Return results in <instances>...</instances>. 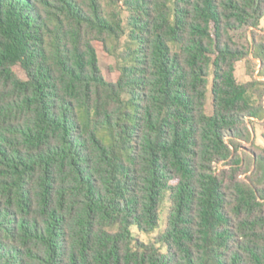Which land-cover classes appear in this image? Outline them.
<instances>
[{
  "label": "trees",
  "instance_id": "obj_1",
  "mask_svg": "<svg viewBox=\"0 0 264 264\" xmlns=\"http://www.w3.org/2000/svg\"><path fill=\"white\" fill-rule=\"evenodd\" d=\"M263 18L264 0H0V264H264ZM167 195L165 229L136 236Z\"/></svg>",
  "mask_w": 264,
  "mask_h": 264
},
{
  "label": "rangeland",
  "instance_id": "obj_2",
  "mask_svg": "<svg viewBox=\"0 0 264 264\" xmlns=\"http://www.w3.org/2000/svg\"><path fill=\"white\" fill-rule=\"evenodd\" d=\"M261 27L264 28V18L261 21ZM240 38L243 40V42H246L247 40L252 39V34L250 31H248V32L243 31L240 33ZM100 60H101V65H102L103 69L105 70L106 74L110 78H115L116 72L109 69V66L111 64H114L113 58L108 57L107 55L100 52ZM19 74L24 76V74L20 71H19ZM235 75H236L238 82H240V83H245L247 81L252 80L251 75L248 74L247 63L245 60L239 61L236 64ZM252 127H253V140L255 141V143L258 146L264 147V138L262 136L264 129H263V126L261 125L260 121H258V120L255 121L252 124ZM251 144L252 143H249L248 146H251ZM246 148H247V145H244V147H242L241 149L246 150ZM169 206H170V199H169V196L167 195L165 201L163 202V204L161 206L160 212H159V228L158 229H156L154 232H151V233H144V232H141L136 226H134L133 227V233L145 241L154 240L155 236L159 232L163 231L166 227L167 214L169 211Z\"/></svg>",
  "mask_w": 264,
  "mask_h": 264
}]
</instances>
